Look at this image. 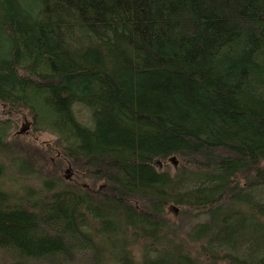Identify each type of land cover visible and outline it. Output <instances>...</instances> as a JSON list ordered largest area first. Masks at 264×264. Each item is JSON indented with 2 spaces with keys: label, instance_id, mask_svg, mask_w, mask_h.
Instances as JSON below:
<instances>
[{
  "label": "trees",
  "instance_id": "16d2710c",
  "mask_svg": "<svg viewBox=\"0 0 264 264\" xmlns=\"http://www.w3.org/2000/svg\"><path fill=\"white\" fill-rule=\"evenodd\" d=\"M1 108L10 264H264V0H0Z\"/></svg>",
  "mask_w": 264,
  "mask_h": 264
},
{
  "label": "rangeland",
  "instance_id": "374dc122",
  "mask_svg": "<svg viewBox=\"0 0 264 264\" xmlns=\"http://www.w3.org/2000/svg\"><path fill=\"white\" fill-rule=\"evenodd\" d=\"M0 111H1L0 115L2 117H7L9 120H13L14 127L8 132L11 134V135H9L10 138H19V137L27 138L28 140L30 139L33 142V144H36V145H39L42 147H44V146L48 147V144L52 140H54L55 135L52 134L51 132L34 131L32 120H31L32 118L27 113L20 112V113H22L21 115H17V113L10 114V113H6L4 108H1ZM25 124H28L27 129L24 132L18 134V132L21 131V129L23 128V126ZM50 159L54 160L53 157ZM177 165H178V161H176V163L174 161H171V160H168L166 162L160 161V168L165 166L171 171H173L177 167ZM16 169L18 170V167ZM68 171H69V167L66 168L64 170V173H63L66 179L70 178V174L68 173ZM170 211H172L171 217L173 219L177 220V216L179 213L178 210L170 209ZM0 257H1L0 264H10V260L6 259L5 256L3 257L2 252H0ZM23 262H24V260H23Z\"/></svg>",
  "mask_w": 264,
  "mask_h": 264
},
{
  "label": "bare ground",
  "instance_id": "6f19581e",
  "mask_svg": "<svg viewBox=\"0 0 264 264\" xmlns=\"http://www.w3.org/2000/svg\"><path fill=\"white\" fill-rule=\"evenodd\" d=\"M27 125H28V124H25V125L23 126V128L21 129V131L18 132V134L24 132V131L27 129ZM169 160L174 161L175 163H176V161H178L177 158H176L175 156L170 157ZM156 163H157V166H159V168H160V161H159V162L157 161ZM68 173L70 174V171H68ZM64 177H65V176H64Z\"/></svg>",
  "mask_w": 264,
  "mask_h": 264
}]
</instances>
